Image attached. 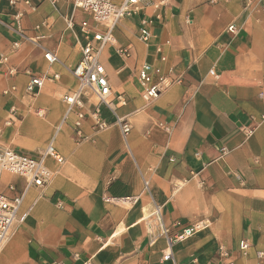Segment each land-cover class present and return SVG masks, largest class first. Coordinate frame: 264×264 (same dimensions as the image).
Returning a JSON list of instances; mask_svg holds the SVG:
<instances>
[{
  "label": "crops",
  "instance_id": "1",
  "mask_svg": "<svg viewBox=\"0 0 264 264\" xmlns=\"http://www.w3.org/2000/svg\"><path fill=\"white\" fill-rule=\"evenodd\" d=\"M30 1L34 10L0 0L2 21L24 11L20 33L0 25V144L37 154L52 141L64 161L47 159L48 184L25 191L0 264H173L162 259L169 250L177 264H255L257 251L264 264V0L143 5L118 22L100 53L109 104L86 92L70 112L63 96L77 85L69 70L81 57L78 25L88 15L75 9L71 29L73 0L57 8ZM46 50L58 61L47 62ZM142 63L172 82L149 101L137 75ZM26 71L46 76L35 95L24 91ZM96 109L107 128L95 125ZM79 110L84 138L75 134ZM117 117L130 125L125 139ZM9 182L24 187L4 174L0 191ZM197 222L203 228L171 241ZM241 239L250 244L245 254Z\"/></svg>",
  "mask_w": 264,
  "mask_h": 264
},
{
  "label": "built area",
  "instance_id": "2",
  "mask_svg": "<svg viewBox=\"0 0 264 264\" xmlns=\"http://www.w3.org/2000/svg\"><path fill=\"white\" fill-rule=\"evenodd\" d=\"M49 1L54 8H57V3L60 0ZM171 1L172 0H73L72 11L69 16L66 17L68 28L72 29L75 25L73 20V12L75 9H80L85 12L88 15V19L82 20L78 25L85 41L81 46L80 59L69 70L76 79L77 85L70 94L63 96V100L67 105V112H70L73 106H82L81 96L86 92L97 97L100 103L105 105L109 104L108 97L111 94V88L104 67L99 61V56L101 51L108 44L113 43L114 28L123 18H128L137 14L143 5L159 7L169 4ZM247 1L249 2L251 0ZM8 3L11 6L22 3L31 10L36 8L30 0H8ZM260 7L264 11V3H262ZM23 15L24 11L18 10L14 13L13 21L11 23L0 20V25L10 31L20 33V21ZM149 24L150 21L147 17H142L139 20V34L143 41H147L150 36ZM228 30L234 32V25H229ZM157 50L160 51V48H157ZM117 52L126 56L129 54V51L126 48H118ZM43 56L49 63L58 61L56 55L51 51L46 50ZM26 73L28 74V81L24 87V91L28 95H35L44 85L46 76L32 74L29 71H26ZM159 73L160 70L158 68H153L148 63H142L139 66L137 75L142 87L141 96L145 101L156 98L161 91L165 90L172 83L167 82L161 75H159ZM210 73L215 78L218 77L213 71H210ZM154 75H158L156 80H154ZM55 77H57V75H54V78ZM11 89H14V87ZM3 92L4 94H7L8 90H4ZM117 100L124 103L121 96H118ZM75 114V134L79 138H84L80 131V125L84 113L79 110ZM92 117L99 130L108 127L104 121L99 119L97 109L92 113ZM116 121L121 134L125 139L130 131V125L128 121L123 118L117 117ZM252 132V129L245 130L247 136L251 135ZM47 159H52L56 164H61L64 161L63 156L55 149L52 141H50L45 148L37 154L20 152L0 144V181L4 174L18 176L24 180V187L21 190H16L15 185L12 182H9L6 184V188L7 192H10L11 194L0 191V251L5 241L8 239L14 224L17 221L22 220V217L18 218L17 212L23 201L25 191L30 187H44L50 181L52 171L46 166ZM154 213L159 220L158 207H156ZM203 226L202 222H197L184 227L180 232L173 236L171 241H181L192 235L195 231L203 228ZM249 247L250 244L245 239L239 240L238 248L240 252L245 254ZM218 256L226 257L228 254L222 247H219ZM74 257H76V255H74ZM261 257L262 254L257 251L255 253V264H260ZM162 259H171L173 264H177L174 262L170 250L162 256ZM59 264L64 263L61 262ZM224 264L233 263L230 260Z\"/></svg>",
  "mask_w": 264,
  "mask_h": 264
},
{
  "label": "rangeland",
  "instance_id": "3",
  "mask_svg": "<svg viewBox=\"0 0 264 264\" xmlns=\"http://www.w3.org/2000/svg\"><path fill=\"white\" fill-rule=\"evenodd\" d=\"M38 116H43V115H42V114H41V115L39 114ZM107 125H108V124H107ZM122 137H123V136H122ZM10 235H11V233H10ZM10 235H9V237H10ZM9 237H8V238H9ZM2 248H3V246H2ZM1 250H2V249H1ZM0 252H1V251H0Z\"/></svg>",
  "mask_w": 264,
  "mask_h": 264
}]
</instances>
